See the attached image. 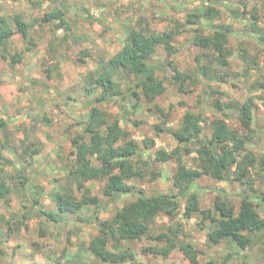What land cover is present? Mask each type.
<instances>
[{
	"label": "rangeland",
	"instance_id": "1",
	"mask_svg": "<svg viewBox=\"0 0 264 264\" xmlns=\"http://www.w3.org/2000/svg\"><path fill=\"white\" fill-rule=\"evenodd\" d=\"M54 12L64 13V27L53 17L47 19ZM18 15L30 26L28 38L16 33L0 46V179L15 192L0 202V264H109L94 257L89 243L99 235L101 224L134 197H107V178L85 180L73 173V140L86 135L85 124L105 91L107 71L122 92L97 106L108 120L120 122L123 142L139 145L132 160L143 176L129 184L145 196H181L179 215H159L153 233L178 231L177 240L193 244L202 264L211 259L219 264H264V240L239 258L241 250L231 239L218 245L207 242L208 232L216 227L213 223H205L203 229L201 215L184 218L189 190H198L201 208L213 211L217 192L236 210L241 201L237 195H248L264 217V0H0V17L16 31L13 20ZM134 31L175 33L172 59L190 79L180 91L165 61L169 50L161 46L151 63L165 86L155 102L163 114L143 94L139 100L132 96L134 77L112 65ZM197 35L222 41L226 64L218 61L215 48L194 46ZM86 51L89 56L83 54ZM12 55L20 62L13 64ZM246 101L253 103L255 130L247 147L257 160L248 181L204 176L191 189H176L179 162L160 163L156 154L178 146L174 132L183 127L185 115H201L203 139H209L214 119L241 130L238 114ZM188 146L196 149L198 144ZM182 160L188 168L200 169L197 153ZM62 199L84 205L62 212ZM39 210L58 211V217L48 219ZM165 246L150 238L109 243L115 252L134 251L137 261L122 264H191L178 248L168 257L151 251Z\"/></svg>",
	"mask_w": 264,
	"mask_h": 264
},
{
	"label": "trees",
	"instance_id": "2",
	"mask_svg": "<svg viewBox=\"0 0 264 264\" xmlns=\"http://www.w3.org/2000/svg\"><path fill=\"white\" fill-rule=\"evenodd\" d=\"M60 21V26L67 23L63 12H54L47 16ZM17 31L2 16L0 17V46H6L9 40L20 33L25 39L29 36L30 26L22 15L14 18ZM175 33H151L134 31L122 54L114 57L112 65L122 70L125 76L134 77L132 96L140 99V94L155 104L158 96L165 92L163 81L156 75V66L151 63L161 46L169 53L166 64L175 74L174 84L184 91L186 83L190 79L186 73L181 71L173 62L172 55L175 47L172 44ZM193 45L202 48H215L220 53L218 61L226 64L224 59L225 44L214 38L196 36ZM90 51L83 52L89 56ZM13 64L20 62L21 58L11 56ZM202 68V67H201ZM203 70V69H202ZM204 73L203 71L201 74ZM107 80L103 86L105 91L92 105L89 119L85 124V134L77 136L73 140L75 147L76 164L73 173L85 180H101L107 178L104 193L107 197L116 194L132 195L134 200L119 210L115 216L101 224L99 235L95 236L89 243V249L94 257L109 264H122L135 262L137 257L131 248L121 252L112 251L109 243L120 241H141L144 238L154 239L166 243L164 248H152V253L168 257L172 251L179 249L191 264H202L199 261V253L191 243H181L177 240L178 231L153 233V226L159 215H165L171 219L181 212V196L177 193H161L154 196H145L143 190L130 185L129 182L143 176L140 169L136 167L132 158L139 150V145L133 140L123 142L125 132L118 120L110 121L97 106L121 95L120 84L114 80L110 72H106ZM158 112L164 113L161 107L154 105ZM135 108H138L136 105ZM253 103L246 101L240 108L238 119L241 130L233 129L224 119L211 121V136L203 139V118L201 115L188 112L183 119V127L174 132L178 146L171 152L159 150L156 161L166 163L170 161L179 162V167L174 174V186L176 189H191V185L207 176L215 181H229L233 178L236 182L246 183L252 168L257 162L255 155L248 149L247 144L251 142L254 134L253 128ZM157 129H160L157 126ZM196 142V149L190 148L188 144ZM149 147V146H147ZM197 153L200 161V169L188 168L182 163L184 156ZM93 159L99 162V167L93 165ZM25 190L27 180L22 183ZM22 190H17V193ZM15 193L12 188L0 179V202L10 194ZM198 190H189L185 198L187 205L184 210V218L192 219L195 215H201L202 228L205 223H213L216 227L208 232L207 242L210 245H218L225 239H231L241 250L237 257L246 254L258 243L264 240V217H261L256 209L254 201L248 196L239 194L240 207L230 204L225 195L215 193L213 209H202L200 206ZM184 195V194H183ZM97 203V199L88 200ZM85 203V202H84ZM89 204V202H88ZM72 202L62 199L59 211L70 212L80 209L84 204L74 206ZM218 216H215L214 213ZM40 216L56 220L58 211L47 212L39 210ZM81 219V218H80ZM171 230V229H170ZM230 257V256H229ZM226 262V261H225ZM205 264H219L211 259Z\"/></svg>",
	"mask_w": 264,
	"mask_h": 264
}]
</instances>
